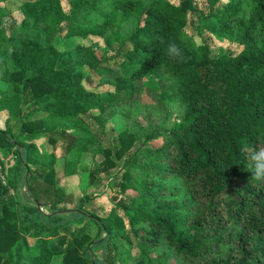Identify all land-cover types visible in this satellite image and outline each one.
<instances>
[{
    "label": "trees",
    "instance_id": "trees-1",
    "mask_svg": "<svg viewBox=\"0 0 264 264\" xmlns=\"http://www.w3.org/2000/svg\"><path fill=\"white\" fill-rule=\"evenodd\" d=\"M8 1L0 0V264H163L169 253L181 264H264V182L252 178L247 159L264 144V0ZM12 12L30 26L16 27ZM81 12L96 18L78 24ZM191 15L208 22L215 40L241 50L212 55ZM60 35L74 43L63 55L51 44ZM171 41L182 61L169 57ZM152 70L168 82L155 94L159 108L176 105L177 116H156L107 176V212L73 210L94 222L92 237L65 226L56 217L64 208L54 156L62 160L76 147L94 154L83 119L128 111ZM131 144L120 137L101 149L86 205L101 190L92 185L96 175L116 168ZM155 249L166 255L151 258Z\"/></svg>",
    "mask_w": 264,
    "mask_h": 264
},
{
    "label": "rangeland",
    "instance_id": "rangeland-1",
    "mask_svg": "<svg viewBox=\"0 0 264 264\" xmlns=\"http://www.w3.org/2000/svg\"><path fill=\"white\" fill-rule=\"evenodd\" d=\"M168 1L174 2L175 0ZM10 2L11 0L6 2L5 5H9ZM11 18L14 21L15 26L18 28H27L30 26V21L23 19L18 12H12ZM75 18L77 19L76 21L78 24H85L88 20L95 19L96 17L91 13L81 12ZM190 18L193 26L202 28V38L209 44L212 55L218 56L227 51L237 54L241 50L240 46L228 42L227 40H215L208 31L204 29V26L208 22L202 21L193 15H191ZM1 26L6 27L7 23L3 22ZM128 29V25H125L122 28L124 32ZM185 32L193 45L199 46L202 44L201 38L194 30L186 28ZM32 35L33 34H31V36ZM68 42L71 41L65 40L64 37L60 35L54 37L51 44L61 55H63L62 53L67 52L74 45V43ZM91 43L94 47L102 46L101 41L93 40ZM105 56H107L106 52L102 54V57ZM86 73L87 72L84 71V74ZM167 84L168 82L165 79V75L161 71L152 70L148 72L140 82V92L137 102L128 111H121L112 108L101 113V118L98 122H94L90 118L83 119V125L85 128L90 129V134L94 141L93 148L96 150L94 154L92 152L81 153L80 147H76L62 160L57 159L56 155L54 156L55 162L52 181L58 191L56 195L59 196L61 202L59 207L64 208L58 210L56 217L61 219L65 226L70 227L71 229L82 228L83 232L88 233L90 237L94 235L96 229L94 222L75 214L73 210L84 211L86 215L94 214L100 216V212H107L109 208H111L113 201L110 197H112L113 193L106 183L107 176L116 172L124 162V159L138 146L140 140L145 134L146 128L156 116L161 120L164 117V114L177 116L176 105H165L163 109H160L158 106L159 101L155 94L161 92L162 88H166L162 86ZM4 114L5 113L0 112V129L3 128ZM68 126L70 127V124H68ZM53 128V124L46 123L45 121L46 130H53ZM92 130H94L96 134H94ZM120 137H124L126 140L130 139L132 142L131 147L124 153V155L122 154L121 159L117 161L116 168L108 171L107 174L99 173L96 175L92 185L97 190L101 187V190L98 192V195L90 199L89 203L86 205L84 201L86 200L85 190L89 185L88 172L99 162V160H101V149L103 147L111 148L112 146H118V138ZM43 140L44 139H39L34 142L39 150L42 148L41 145ZM85 142L87 141L82 139L79 140L78 144L82 145ZM149 144L151 147L156 148L160 145V140H154ZM56 147H58V142ZM56 151L58 153L59 150L56 148ZM24 191L25 189L21 188L16 195L20 196V193H23ZM87 195L89 194L87 193ZM78 204H80V206H78ZM75 207H77V209H75ZM40 212L46 214L47 210L41 208ZM150 253L151 258L166 255L162 254L163 250L160 249H155ZM167 256L168 259L163 264H181V262L170 253ZM132 263L133 261L130 262V264Z\"/></svg>",
    "mask_w": 264,
    "mask_h": 264
},
{
    "label": "clouds",
    "instance_id": "clouds-1",
    "mask_svg": "<svg viewBox=\"0 0 264 264\" xmlns=\"http://www.w3.org/2000/svg\"><path fill=\"white\" fill-rule=\"evenodd\" d=\"M167 52L170 58L183 60L182 49L171 41L167 45ZM252 178L264 182V144H259L247 153Z\"/></svg>",
    "mask_w": 264,
    "mask_h": 264
},
{
    "label": "built area",
    "instance_id": "built-area-1",
    "mask_svg": "<svg viewBox=\"0 0 264 264\" xmlns=\"http://www.w3.org/2000/svg\"><path fill=\"white\" fill-rule=\"evenodd\" d=\"M5 176H6V173H5V170L3 168V165H2V158H1V155H0V181L2 183L5 182Z\"/></svg>",
    "mask_w": 264,
    "mask_h": 264
}]
</instances>
